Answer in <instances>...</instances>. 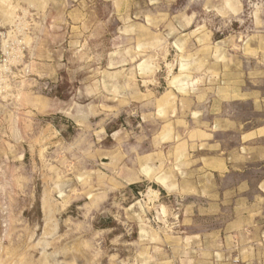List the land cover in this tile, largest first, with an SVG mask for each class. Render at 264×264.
I'll use <instances>...</instances> for the list:
<instances>
[{
    "label": "rangeland",
    "instance_id": "obj_1",
    "mask_svg": "<svg viewBox=\"0 0 264 264\" xmlns=\"http://www.w3.org/2000/svg\"><path fill=\"white\" fill-rule=\"evenodd\" d=\"M39 70L58 76L44 110L32 103ZM89 70L130 80L104 74L109 92L89 94ZM185 97L204 133L178 159L167 107L188 113ZM108 120L125 161L107 204L91 208L79 141ZM155 136L162 161L199 189L124 180ZM0 264H264V0H0Z\"/></svg>",
    "mask_w": 264,
    "mask_h": 264
},
{
    "label": "crops",
    "instance_id": "obj_2",
    "mask_svg": "<svg viewBox=\"0 0 264 264\" xmlns=\"http://www.w3.org/2000/svg\"><path fill=\"white\" fill-rule=\"evenodd\" d=\"M49 43V42H47ZM50 44V43H49ZM49 52V50L47 51ZM50 53V52H49ZM49 59V58H47ZM40 71V70H39ZM41 74L38 73V77L36 78L37 82H35L36 85L40 89H37L32 91V95L34 98H36L35 103L32 101L33 105L38 109L41 108L44 110L47 106H49V100L46 99V97L42 94L43 88L46 87V84H49L47 82H57L58 76L57 71H40ZM86 80L79 81L80 83V89L83 91L92 94L94 93V90L99 91H105L109 92V81L104 80L103 75L107 74L106 77L109 75L116 76L117 74H120L121 80L117 82L118 86L119 84L121 86H124L125 83L124 79L130 80L129 73L121 71H109V70H103V71H94L89 70L84 73ZM139 76V75H138ZM188 76V75H187ZM45 77L50 78V81H46L45 83L42 82L40 79H43ZM191 77H193L191 75ZM40 78V79H39ZM146 78V77H143ZM171 85L173 83L177 84L174 85L177 89H186L187 87L184 85L185 82L181 81V79H174V76L168 75L166 77ZM181 78V76L179 77ZM174 79V80H173ZM127 81V82H128ZM172 81V83L170 82ZM174 81V82H173ZM42 83V85H40ZM128 88L129 82L127 83ZM175 90V89H173ZM41 93V94H40ZM135 93H137L135 91ZM198 94H208L209 88H206L205 90L203 88L197 89ZM109 98V97H108ZM185 103L187 104V110H183V107L177 106H168L167 110L170 114H173V111L176 114V118L172 121L171 125L180 126V131L182 133H176L175 131H172V135L170 138L165 139L166 141L174 140L175 144L171 145V148L168 150V152L172 153L173 151L176 152L175 155L178 157V159L181 157H187L190 153V150L193 151L191 145L194 144L193 135L195 132L198 133H204V132H198L195 131L193 128L190 127V119H193L197 116H202L201 114H197V111L193 109L195 101L189 97H185ZM186 106V105H185ZM184 108V109H185ZM172 111V112H171ZM157 113V112H156ZM205 111H203V114ZM155 115V114H154ZM81 118L88 117V113L82 112ZM155 118H157V115H155ZM190 118V119H189ZM109 120L105 123L101 124V128L99 130L96 129V133L92 132L89 135V138L86 137L85 140L81 139L79 141V147L81 148V151L90 153V158L85 157L84 159L81 158L79 161V169L76 172V178L81 182V184H85L87 186V197H91L90 201H86V204L89 205L91 208L96 207H102L103 205L107 204V200L109 199V190L112 188L113 183L115 182V176L113 175L116 171V167H120L122 163H124L125 158L123 154L121 155L119 153V149H111L109 150V140L107 141V137H109L108 132V125ZM168 125V124H167ZM91 130L92 127H87ZM203 131V130H200ZM261 136V135H260ZM173 138V139H172ZM88 139V140H87ZM164 140L162 137L155 136L151 147L148 152H145L144 155H140L138 158V161H133L131 163L130 161L125 162L126 168H122L121 172L123 174L124 180L128 184H132L135 182H142V181H153L157 184H159L158 192L161 193L162 190H164L167 193H171L178 189H186L193 191L194 187L199 189L200 186L194 185V178H193V172L189 174L191 170H188V168H185V170L179 172L176 171V166L173 165L175 161H171L170 163H166L162 161V142ZM199 145L202 144H210V142L204 141L203 139L198 140ZM202 147L200 146V149ZM191 153V158H192ZM201 160H205L207 162V165L210 166L213 164L212 167L217 166L216 168H227V162L224 157H214L210 159L207 156H200ZM134 165V166H133ZM169 165L171 167L169 168ZM184 165H187L185 162ZM189 169H192V165ZM213 170H216L215 168ZM93 196V198H92ZM163 204H160V208L162 210ZM161 216V214H160ZM162 218V217H160ZM238 220V219H236ZM235 220V221H236ZM239 221V220H238ZM236 221V224L237 222ZM244 222V221H243Z\"/></svg>",
    "mask_w": 264,
    "mask_h": 264
}]
</instances>
